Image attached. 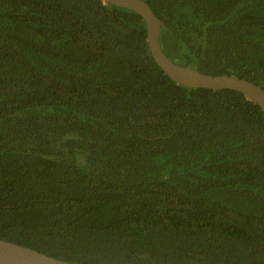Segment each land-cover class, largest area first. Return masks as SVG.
<instances>
[{
  "label": "trees",
  "instance_id": "trees-1",
  "mask_svg": "<svg viewBox=\"0 0 264 264\" xmlns=\"http://www.w3.org/2000/svg\"><path fill=\"white\" fill-rule=\"evenodd\" d=\"M163 52L264 88V0H144ZM0 239L75 264H264V113L176 83L102 0H0Z\"/></svg>",
  "mask_w": 264,
  "mask_h": 264
},
{
  "label": "water",
  "instance_id": "water-1",
  "mask_svg": "<svg viewBox=\"0 0 264 264\" xmlns=\"http://www.w3.org/2000/svg\"><path fill=\"white\" fill-rule=\"evenodd\" d=\"M104 3L130 9L146 23L147 41L157 65L178 84L192 88L230 89L242 93L264 113V88L235 75H211L172 61L162 50L160 36L163 23L144 0H102ZM0 264H75L30 247L0 239Z\"/></svg>",
  "mask_w": 264,
  "mask_h": 264
}]
</instances>
